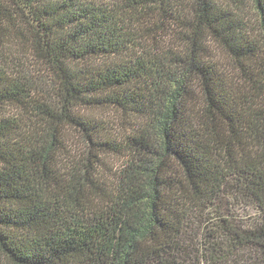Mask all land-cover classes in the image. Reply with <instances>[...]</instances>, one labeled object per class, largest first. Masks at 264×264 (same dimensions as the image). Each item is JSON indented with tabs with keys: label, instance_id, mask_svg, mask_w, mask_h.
<instances>
[{
	"label": "trees",
	"instance_id": "1",
	"mask_svg": "<svg viewBox=\"0 0 264 264\" xmlns=\"http://www.w3.org/2000/svg\"><path fill=\"white\" fill-rule=\"evenodd\" d=\"M0 260L264 264V0H0Z\"/></svg>",
	"mask_w": 264,
	"mask_h": 264
},
{
	"label": "rangeland",
	"instance_id": "2",
	"mask_svg": "<svg viewBox=\"0 0 264 264\" xmlns=\"http://www.w3.org/2000/svg\"><path fill=\"white\" fill-rule=\"evenodd\" d=\"M250 6L252 7V5H250ZM214 52H215L216 56L218 57V61L219 62H221L223 64H225L226 61L229 62V58H227L224 55H222L218 50H214ZM109 119H111V118L109 117ZM115 122H117V126H113V128H115L114 132L117 134V132H119V129L121 130V128L123 127V123L120 122V121H115ZM119 133L121 134L122 132H119ZM80 145H81L82 148H85V146L83 145V143H80ZM110 161L112 163V164H110L111 166H116V165L120 164V160L115 159V158H112V157H111ZM245 209L248 212L247 214H249L248 216L251 217L253 215V211L249 210L248 208H245ZM206 218L207 219H210L211 217H209V215L207 214ZM0 262H2V260H0Z\"/></svg>",
	"mask_w": 264,
	"mask_h": 264
}]
</instances>
